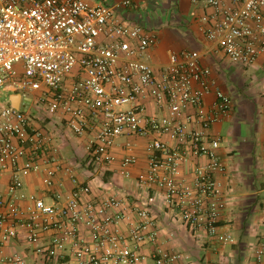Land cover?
<instances>
[{
	"label": "built area",
	"instance_id": "1",
	"mask_svg": "<svg viewBox=\"0 0 264 264\" xmlns=\"http://www.w3.org/2000/svg\"><path fill=\"white\" fill-rule=\"evenodd\" d=\"M137 2L0 0V90L25 100L18 108L0 101V184L7 182L0 191V264H28L23 253H8L15 240L56 264H187L185 254L158 245L159 200L188 229L235 242L221 231L227 201L216 178L226 170L220 140L206 134L232 114L233 98L197 51L171 53L157 69L148 51L158 34L121 15ZM192 2L214 9L204 33L231 63L256 64L264 54V0ZM210 94L215 102L208 111ZM34 103L43 109L32 113ZM59 128L87 139L84 159L62 154ZM133 137L149 138L148 167L137 182L156 193L134 205L95 195L91 182L112 169L118 148L126 156L116 172L132 178L139 163ZM201 156L208 163L191 169L192 158ZM33 176L50 191V202L27 192ZM255 257L264 264V239Z\"/></svg>",
	"mask_w": 264,
	"mask_h": 264
},
{
	"label": "crops",
	"instance_id": "2",
	"mask_svg": "<svg viewBox=\"0 0 264 264\" xmlns=\"http://www.w3.org/2000/svg\"><path fill=\"white\" fill-rule=\"evenodd\" d=\"M87 1L96 6L112 5L119 0ZM213 14L214 9L202 3H193L192 0H138L135 7L121 12L125 23L138 22L154 31L157 27L161 29L157 45L148 51V60L157 69L167 64L171 53L197 51L202 55V63L211 69L212 78L218 87L234 101L232 114L213 124L206 134L209 140H220L218 152L226 164V170L216 178L223 184L227 201L221 231L231 235L235 242L224 245L204 231L194 232L188 229L179 215L159 200L154 207L160 231L158 245L166 250L185 254L189 257L187 264H258L255 255L264 239V54L252 66L255 72V79L252 81L258 86L251 97L256 105L255 111L244 114L232 95L233 86L228 85L226 80V75L230 73L226 66L230 61L204 33V28L214 21ZM172 22L177 27H182L183 32L170 28ZM6 96L7 102L15 105L16 96L21 95ZM24 101L21 96L18 107ZM214 102L215 96L208 95L204 102L205 108L211 110ZM189 114H195V109H191ZM190 128L202 129L195 124H191ZM56 136L62 154L68 153L70 156H67L68 159L79 160L86 157V138L75 137L62 128L56 130ZM163 140L173 145L168 138L164 137ZM125 141L123 139L121 143ZM131 141L137 146L135 152L139 158V163L131 169L132 178L125 179L116 172L121 159L126 156L124 148H118L115 150L118 161L112 169L105 175L101 173L98 179L91 182L95 195H114L134 205L156 193L154 190L142 189L137 182L138 174L148 167L145 146L149 138L133 137ZM207 163L208 158L205 156L192 158L190 168ZM81 181L90 179L82 176ZM6 183L1 182V192L6 190ZM26 183L27 192L43 196L47 202L51 201L50 191L43 187L38 176L27 179ZM66 186L69 189L71 184L66 182ZM7 251L23 253L28 264H56L40 259L25 241L15 240ZM151 251L152 248L149 251L147 249V252Z\"/></svg>",
	"mask_w": 264,
	"mask_h": 264
},
{
	"label": "rangeland",
	"instance_id": "3",
	"mask_svg": "<svg viewBox=\"0 0 264 264\" xmlns=\"http://www.w3.org/2000/svg\"><path fill=\"white\" fill-rule=\"evenodd\" d=\"M170 28L177 30L180 33L183 32L182 27L181 28L177 27V24H175V22L171 23ZM160 30L161 29L157 27L155 31L156 34H160L159 33L161 32ZM226 68L227 70L230 71V73L226 75V80L228 85L233 86L232 95L235 98L236 103L238 101L237 103L238 107L244 114H248V112L253 113V111H255L256 105L251 101L252 100L251 97L254 94L253 92L256 90V87L258 86L252 81L255 79L254 78L255 72L252 69V66L247 68L244 66H240L228 62ZM6 97L7 96L0 90V101L6 103L7 102ZM42 109H43L42 107H38L37 103H34L31 106L32 113H37V111H40ZM63 155L66 158L67 156H69L68 153H63Z\"/></svg>",
	"mask_w": 264,
	"mask_h": 264
},
{
	"label": "water",
	"instance_id": "4",
	"mask_svg": "<svg viewBox=\"0 0 264 264\" xmlns=\"http://www.w3.org/2000/svg\"><path fill=\"white\" fill-rule=\"evenodd\" d=\"M20 99H21V96H16L17 103H14L15 105L12 104V106L15 107V108H18V101ZM16 100H15V102H16ZM13 102H14V100H13Z\"/></svg>",
	"mask_w": 264,
	"mask_h": 264
}]
</instances>
